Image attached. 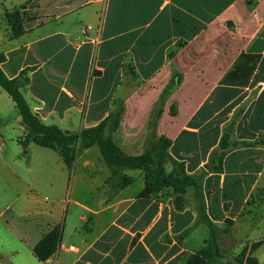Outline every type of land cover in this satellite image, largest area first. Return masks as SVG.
<instances>
[{
  "label": "crops",
  "instance_id": "crops-1",
  "mask_svg": "<svg viewBox=\"0 0 264 264\" xmlns=\"http://www.w3.org/2000/svg\"><path fill=\"white\" fill-rule=\"evenodd\" d=\"M16 11L19 23H9ZM0 55L45 125L80 134L122 101L120 151L142 156L165 137L166 175L198 184L142 196L145 173L111 182L96 146L71 169L59 149L42 147L25 167L26 129L0 87V264H185L210 239L206 219L227 230L215 264H236L257 243L264 263V144L230 148L223 171L212 170L225 134L264 140V0H0ZM244 55L258 59L246 84L225 83ZM174 77L153 133L148 120ZM54 231L55 252L41 261L35 249Z\"/></svg>",
  "mask_w": 264,
  "mask_h": 264
},
{
  "label": "trees",
  "instance_id": "trees-1",
  "mask_svg": "<svg viewBox=\"0 0 264 264\" xmlns=\"http://www.w3.org/2000/svg\"><path fill=\"white\" fill-rule=\"evenodd\" d=\"M9 23H19V12H13L7 15ZM16 26V25H15ZM17 28V27H16ZM22 29L17 28L15 36H20ZM5 62V56L0 55V87L11 97L16 105L19 115L22 118V123L26 129L25 144L33 142L42 148L59 149L66 165L69 169L72 168L75 161L76 153L79 154L84 150L94 146L98 147L103 160L107 167L112 172L111 182L122 179L123 172L126 170H139L145 173L147 177L148 187L142 193V196L148 197L152 192L166 186H172L176 190L181 191L186 185L198 187L197 181L192 177L184 176L182 180L174 178L173 174L166 175L165 164L170 160L169 148L171 141L165 137L158 138L146 148L144 155L129 157L124 155L113 142V135L117 130L124 111L122 101L117 102V107L101 124L97 127L82 131L80 134H71L61 130L56 125H45L40 118L35 115L24 95L21 92L23 81L21 79H10L6 76L2 69V64ZM258 59L256 57L241 56L234 70L230 72L225 80V83L245 85L247 78L255 70V65ZM251 64V65H250ZM177 77V75H176ZM163 91L160 98L156 102L151 116L148 120L147 127L152 129L153 133L157 127L158 121L163 113L164 104L176 86L175 78ZM174 111H172V114ZM256 144H264V140L256 143H239L231 142L228 134L222 138L220 148L222 153L214 159L212 167L214 172L223 171V159L225 151L238 146H253ZM78 146L77 151L75 147ZM209 223L211 235L208 243L199 252L191 254L187 257L185 264H215L220 254V233L226 234L227 230H215V226ZM57 231H54L50 236L46 237L36 247L35 253L41 261H46L55 252L58 242ZM55 239V240H54ZM52 241L48 249L49 242ZM53 245V246H52ZM261 243L254 244L249 249L244 250L236 257V264H264L253 255ZM46 247V252L44 248Z\"/></svg>",
  "mask_w": 264,
  "mask_h": 264
},
{
  "label": "rangeland",
  "instance_id": "rangeland-1",
  "mask_svg": "<svg viewBox=\"0 0 264 264\" xmlns=\"http://www.w3.org/2000/svg\"><path fill=\"white\" fill-rule=\"evenodd\" d=\"M26 144H22L21 146H20V161H21V163L25 166V167H27L28 166V160L27 159H29L30 158V156L33 154V150L34 149H36L37 151H39V152H41V151H46V153H48V150H43L41 147H39V146H36L35 144H33V146H32V148H31V150H28L27 152H24V146H25ZM97 149V148H96ZM35 158H38V159H41V155L40 154H37V155H35ZM72 172V171H71Z\"/></svg>",
  "mask_w": 264,
  "mask_h": 264
},
{
  "label": "built area",
  "instance_id": "built-area-1",
  "mask_svg": "<svg viewBox=\"0 0 264 264\" xmlns=\"http://www.w3.org/2000/svg\"><path fill=\"white\" fill-rule=\"evenodd\" d=\"M71 250H74V248H71Z\"/></svg>",
  "mask_w": 264,
  "mask_h": 264
}]
</instances>
